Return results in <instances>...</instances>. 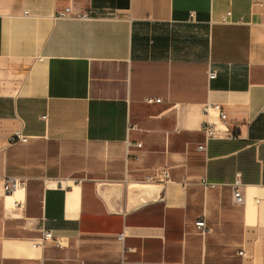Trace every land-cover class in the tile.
<instances>
[{
    "label": "crops",
    "instance_id": "1",
    "mask_svg": "<svg viewBox=\"0 0 264 264\" xmlns=\"http://www.w3.org/2000/svg\"><path fill=\"white\" fill-rule=\"evenodd\" d=\"M0 264H264V0H0Z\"/></svg>",
    "mask_w": 264,
    "mask_h": 264
},
{
    "label": "built area",
    "instance_id": "2",
    "mask_svg": "<svg viewBox=\"0 0 264 264\" xmlns=\"http://www.w3.org/2000/svg\"><path fill=\"white\" fill-rule=\"evenodd\" d=\"M96 17L97 16V12L96 11H89V12H85L81 15V17L83 19H88L91 17ZM68 15L67 14H61L59 15V18L64 19L67 18ZM216 78V73L215 72H210L209 73V80H214ZM147 103L149 104H153V103H161L162 100L161 99H147L146 100ZM211 110L217 111L220 114V118L223 122H226L227 119V115L224 113L223 109L220 106L214 105H207L205 108V112L207 114H209V112ZM46 119V117H44V120ZM203 130L206 134V143L203 145H200L198 147L199 151H206L208 148V144L209 142L217 139L218 136V131L217 128L215 127L214 124L211 123H207L206 125H204ZM27 137H24L21 133H18L15 137H13L12 142H22L25 143L27 142ZM138 147H141V145H138ZM163 177L165 179L168 178V174L165 172L163 174ZM203 184L208 185L206 182V179L202 180ZM24 182L20 179H16V178H7L4 181V190L5 193L7 195H13L15 192H17L18 190L24 188ZM233 200L234 203L236 205H245L246 201H247V196H246V186L243 184L241 178L238 176V178L236 179L234 185H233ZM257 203H260V201L258 200ZM16 206H18L16 204ZM197 227L202 231L205 232L206 231V223L204 220H200L196 223ZM40 233H41V237L36 241L35 243V247H40V248H45L47 245L52 244L54 245L56 248L58 249H62L64 248V240L55 235L53 231H50L48 229H46L45 227H41L40 229ZM242 255H244V253H242Z\"/></svg>",
    "mask_w": 264,
    "mask_h": 264
}]
</instances>
